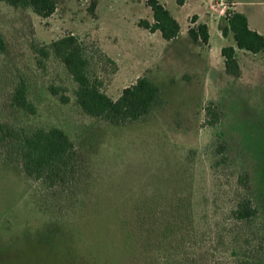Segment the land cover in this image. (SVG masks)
Instances as JSON below:
<instances>
[{
    "label": "rangeland",
    "instance_id": "1",
    "mask_svg": "<svg viewBox=\"0 0 264 264\" xmlns=\"http://www.w3.org/2000/svg\"><path fill=\"white\" fill-rule=\"evenodd\" d=\"M58 1L50 18L0 1V124L63 130L80 173L73 188L50 190L10 160L0 137V264H264V52L236 47L241 74L229 75L221 51L235 41L223 36L225 18L207 20L208 45L188 34L208 0H159L181 26L171 41L140 25L153 23L148 0ZM241 1L264 35V3ZM68 34L88 46L110 98L146 77L163 104L128 125L85 114L62 61L40 53ZM21 81L34 115L14 103ZM244 200L258 213L238 220Z\"/></svg>",
    "mask_w": 264,
    "mask_h": 264
},
{
    "label": "trees",
    "instance_id": "2",
    "mask_svg": "<svg viewBox=\"0 0 264 264\" xmlns=\"http://www.w3.org/2000/svg\"><path fill=\"white\" fill-rule=\"evenodd\" d=\"M0 1L13 8H30L42 18L52 17L59 5L58 0ZM177 1L180 6L186 2V0ZM147 5L153 12V23L142 20L140 25L151 33L160 32L165 40L176 39L181 32V26L165 5L159 0H148ZM197 22L198 16H194L192 23ZM224 22L223 36L228 37L232 34L238 49L252 54L264 52V35L250 28L248 18L244 14L227 12ZM189 35L196 43L209 44L210 33L207 24L190 27ZM6 50V41L0 34V54L5 53ZM52 52L62 61L78 85L76 92L78 105L92 118L102 119L114 125H128L148 116L163 104L161 87L146 77L138 78L135 84L125 88L117 100L110 98L103 91V82L92 74V56L88 46L73 34L66 35L40 51L43 58H49ZM221 52L225 59L226 72L233 77L240 76L241 70L235 47H224ZM61 100L64 103L68 102L67 97L62 96ZM14 103L29 114H36V108L28 100L25 81L20 82L14 95ZM217 109L219 108L215 103H211L206 108L207 114L213 116L216 122H218V113L215 112ZM0 137L9 144L12 151L10 160H15L13 156L16 155L28 177L42 182L50 190L75 186L81 167L80 155L75 144L63 130L39 129L25 133L0 124ZM241 179L243 180V176ZM257 213L251 202L244 200L233 215L238 220H248L254 218ZM140 219L141 215H138V223ZM128 235L132 237L130 233ZM164 260L166 261L165 257ZM238 264H251V262L244 260L239 261Z\"/></svg>",
    "mask_w": 264,
    "mask_h": 264
},
{
    "label": "crops",
    "instance_id": "3",
    "mask_svg": "<svg viewBox=\"0 0 264 264\" xmlns=\"http://www.w3.org/2000/svg\"><path fill=\"white\" fill-rule=\"evenodd\" d=\"M189 0H186L185 4L188 2ZM229 1V8L232 10V11H228V12H237V13H242L244 14L247 18V14H245L243 11L240 10V6L246 2H242L241 0H228ZM259 2H263L264 3V0H258ZM218 3V2H217ZM184 4V5H185ZM219 4V3H218ZM217 5H214L213 1L212 0H208L207 2L204 1L203 3V8L205 9V11H203L202 13L200 14H196L195 16H198V22L196 24H207V26H209V29H210V23L207 21V20H210L211 21L214 19H217V18H226V15H227V12L221 8L220 6H223V4H219V6ZM183 5V6H184ZM210 9H211V12H210ZM217 12V13H216ZM217 14H219L218 16H216ZM248 21H249V26L252 30H254L252 27H251V24H250V20L248 18ZM189 28L188 27V34H189ZM258 32V31H257ZM190 36V35H189ZM210 39H211V35H210ZM234 40V39H233ZM200 43V42H198ZM201 44V43H200ZM209 44H210V41H209ZM235 48H236V44H235Z\"/></svg>",
    "mask_w": 264,
    "mask_h": 264
}]
</instances>
